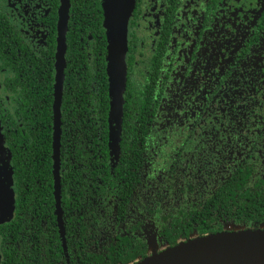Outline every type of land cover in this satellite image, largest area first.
<instances>
[{
    "label": "flooded vegetation",
    "instance_id": "1",
    "mask_svg": "<svg viewBox=\"0 0 264 264\" xmlns=\"http://www.w3.org/2000/svg\"><path fill=\"white\" fill-rule=\"evenodd\" d=\"M69 1L58 107V216L52 139L60 0H0V126L4 145L10 152L14 192L11 233L0 232V264L5 253H10L12 263L18 260L17 264H31L32 256H45L50 233L56 246L60 245L56 252L58 264H80L82 256L93 259L117 236L137 240L139 249L133 252L129 245L123 257L128 259L133 254L130 262L135 263L148 253L204 235L195 234L171 243L176 232L174 222H182L190 212L200 211L218 187V179L207 173L223 175L245 163L264 176V101L257 100L264 95V88L259 85L263 80L253 74L246 81H238L235 75L222 79L200 73L201 67L249 71L260 61L264 64V0H134L128 21L125 78L132 45L136 47L134 67L142 74V84L153 86V92L160 93V97L146 114L148 128L134 150L137 175L113 188L110 180L125 156L120 145L124 129L120 120L119 149L115 150L114 159L108 77L105 136L95 129L98 140L106 144L105 153L99 152L100 142L93 143L94 138L89 135L94 130L85 125L91 118L99 119L95 115L99 110L95 104L98 98L89 109V104L83 106L81 99L90 93L96 97L100 94L98 80H102L103 66L100 64V69L97 60L106 42L104 29L97 21L103 12L92 5L71 6ZM82 9H85L83 18ZM208 10L218 15L211 17ZM52 19L54 24L50 23ZM166 30L164 39L168 37L169 41L162 39ZM199 41L201 45L195 51L199 58L194 62L191 56ZM163 43L169 49L156 52ZM137 47L143 49L141 53ZM33 59L36 61L32 62ZM34 68L46 74L36 75L40 84L34 82L33 76L29 77ZM43 81L51 83V88ZM235 101L243 109L248 104V111L253 105V112L242 114V110H237V116L230 121L233 129L208 128L224 110L232 115ZM124 102L125 86L121 117ZM43 103L47 105L44 113L51 118L46 125L50 130L51 182L38 173L44 167L45 157L31 149L23 155L24 159L21 154L16 159L11 152L16 146L13 135L27 125L26 119H35L37 132L45 130L46 117H37L33 112ZM27 130L22 132L24 137ZM211 158L215 166L209 164ZM19 166L22 176L35 180L41 194H35L36 189L30 187L23 208L17 212L15 202L18 192L22 193L15 178ZM123 185L120 195L116 188ZM118 195L123 197L122 205L127 204L116 210L113 202ZM218 217L225 221L221 213ZM230 225L227 224V230H239Z\"/></svg>",
    "mask_w": 264,
    "mask_h": 264
},
{
    "label": "trees",
    "instance_id": "2",
    "mask_svg": "<svg viewBox=\"0 0 264 264\" xmlns=\"http://www.w3.org/2000/svg\"><path fill=\"white\" fill-rule=\"evenodd\" d=\"M81 4V6H90L92 8H97L102 10V0H71V6L73 4ZM101 4V5H100ZM54 9V6H53ZM212 16L218 15L216 12L214 13L211 10H208ZM85 9H82V18L84 17ZM212 19V18H211ZM104 15L101 13L99 21H97L98 25H101L104 29L103 37L105 39L106 45L104 43L103 51L98 58V64L101 69V65L103 66L100 73L102 74V80H98L100 83L99 86V95L92 96L91 93L89 95H83L81 99L83 100L82 105L84 103L89 104L88 109L90 108L91 104H94V100L98 98L95 104L99 105L98 114H95L99 117V119L91 118L89 121H85V125L89 127V130H94L90 132V136L94 138L93 143L100 142L99 144V152L102 154L106 152V144L98 140L97 135L98 133L95 132L96 130H100L102 134L105 136L106 131V118H107V70H106V54H107V37H106V30L103 26ZM51 24H54V20H50ZM102 33V30H101ZM168 33V30L162 35V39L165 41H169L168 37L164 39V36ZM200 38V36H197ZM201 40V38H200ZM182 44L180 42L179 46ZM201 45V42H197L194 47L192 53V60L194 62L198 61L199 54H196L195 51L198 49V46ZM137 47V51L140 53L143 49ZM169 49L168 45H164L161 47L160 44L155 50L158 53L167 51ZM136 51V47L129 45V55L127 59V76L125 78V102L123 107V115L121 117V127L124 129L121 134V149L124 152L125 156L123 157L122 164L119 168H115L114 175L109 185L113 188L116 184L122 185V183H126V179L131 181L137 175L138 171V163L134 160V150L138 147L139 142H141V135L143 132L146 131L148 128L145 123H147L146 114L149 111V108L153 105L154 108V101L160 97V93H154V87L149 86L146 83L142 84L141 76L142 74L138 73V70L134 67V52ZM154 52V51H153ZM51 52H48L47 55L50 56ZM83 51L81 52V55ZM84 59V57H82ZM36 61L35 59L32 60ZM202 63H205L202 61ZM258 66H252L251 70L244 71L239 70L236 68H225L218 70L215 66L209 67H201L200 73L206 72L208 75L213 77H233L237 78L238 81H246L250 74L254 76L258 75L259 79L263 80V82H259V85L264 88V64L260 61ZM101 64V65H100ZM208 70L206 71V69ZM28 69V68H27ZM224 70L222 74L219 75V72ZM137 72V73H136ZM46 75L42 72L41 69H32L30 76L35 78L34 82H37L36 75ZM257 79V80H259ZM44 85H49L51 88V83L44 82ZM146 87L148 90H145ZM143 88V89H141ZM90 90L91 87L88 86ZM35 96V95H34ZM264 101V95L258 96L259 100ZM240 102H236L232 105V115L227 113V109L224 110L220 116L219 114L215 116L209 124L208 128H213L216 131L220 129H233V124H230L237 115V110H242V114L245 113H252L253 112V105L252 110L248 111L246 104L244 109L242 105L238 104ZM158 104L155 105V107ZM46 104L43 103L37 106L33 112L37 113V117L43 116L45 130H40L37 132L34 128L35 119L30 117L26 119L24 122H27V125L22 126L21 128L17 129V133L14 136L13 142L16 143V146L12 147L11 152L14 154L16 159L18 154H21L22 158L24 159L23 155L28 153L31 149H33L38 156L45 157L44 158V167L38 172L40 175L47 176L48 181L51 182L50 179V152H51V144H50V130L46 126L47 123H50L51 118L45 112ZM125 106L126 109H125ZM229 109V108H228ZM257 112H262L256 109ZM32 112V113H33ZM131 113V114H130ZM130 114L129 121L127 119L128 115ZM93 117V115H92ZM240 121V120H239ZM136 123H138V127H136ZM30 127V128H29ZM32 127V128H31ZM25 137L23 136V130H26ZM141 132L137 133V130ZM218 133V132H217ZM7 138H9V133L7 134ZM74 148V147H70ZM9 152V151H8ZM10 153V152H9ZM221 154V153H219ZM219 158V157H218ZM41 163V162H39ZM209 164L215 166L216 162L212 163V158L209 160ZM206 167H210L207 165H203ZM22 168L19 166L15 172V178L17 182V186H19V190L25 195H21L22 193L18 192V198L15 202L16 211L20 208H23V203L26 202L27 198L25 199L26 195L30 194V187H34L35 194H41V190L34 182L33 179H28L25 176H22L21 170ZM207 171V170H206ZM210 177H216L218 179V187H216L213 192H211L210 196L204 201L203 208L200 211L190 212L189 217L183 219L182 222L176 220L174 225H176V232L171 237V243H176L179 240H183L190 237H193L195 234L201 235L210 232H220L227 230V224L230 223L231 228L235 229H260L264 228V176L260 172L257 171L252 165L241 163L234 168H231L227 173L223 174L218 173H207ZM109 175V174H108ZM222 175L218 178V176ZM110 176V175H109ZM124 181V182H123ZM212 185V183H209ZM215 185V184H214ZM104 188H102L103 190ZM116 191H120V195L123 192V186H117ZM114 191V192H116ZM118 195L116 200L113 202L116 204V210L120 208H125L126 204L123 206V197ZM39 205V202H38ZM218 213H221L224 216L223 220L220 221L218 217ZM12 218V217H11ZM11 218L8 221H5L0 224V232H5L6 234H10L9 231L10 224L12 223ZM193 231L195 233L191 234ZM117 236L114 242H110L109 245L104 247L102 254L97 253L94 255V258H85L81 257L80 264H130V260L134 257L133 254H130V258L125 259L123 258L129 249L135 252L139 249V245L137 240L133 237L129 236ZM123 239V240H121ZM27 250H30L28 246H25ZM47 250L45 251V256L39 254L37 257L32 256L31 264H58V255L56 252H59L60 245L56 246V242L51 237V233L48 235L47 243H46ZM141 248V247H140ZM152 252V251H151ZM130 253V251H129ZM150 255L149 253L146 254L145 257ZM144 257V258H145ZM143 259V258H142ZM12 256L10 253H5L1 264H17L18 260L12 263ZM133 264V263H131Z\"/></svg>",
    "mask_w": 264,
    "mask_h": 264
},
{
    "label": "water",
    "instance_id": "3",
    "mask_svg": "<svg viewBox=\"0 0 264 264\" xmlns=\"http://www.w3.org/2000/svg\"><path fill=\"white\" fill-rule=\"evenodd\" d=\"M69 0H60L57 22V52L56 76L54 84L53 102V176L57 213L59 216V103L63 76V51L65 49L64 32L68 18ZM134 7V0H105L102 2L103 26L107 37L106 70L109 82V94L112 108L120 112L123 103V90L126 75V52L128 21ZM120 133V127H119ZM119 140V136L117 138ZM118 140L115 145L119 149ZM5 164L0 165V224L12 217L14 196L10 188L11 169L9 166V152L4 147L0 126V153ZM1 157V158H3ZM7 183H3V179ZM9 215V218L7 216ZM133 264H264V229H240L208 233L178 242Z\"/></svg>",
    "mask_w": 264,
    "mask_h": 264
},
{
    "label": "rangeland",
    "instance_id": "4",
    "mask_svg": "<svg viewBox=\"0 0 264 264\" xmlns=\"http://www.w3.org/2000/svg\"><path fill=\"white\" fill-rule=\"evenodd\" d=\"M103 4L105 2V0H102ZM109 120H110V117H109ZM111 123H112V129H111V136H112V149H113V158L115 159L116 157V153H115V150H117V146H116V149H115V145L117 143V138L119 136V127H120V112L117 110H114L112 108V112H111ZM2 139H3V136H2ZM5 147V145H4ZM2 155V152L0 153V165H4L5 164V161H4V157ZM10 166V165H9ZM11 179H12V176H11ZM3 183H7V180L4 178L3 179ZM10 188L12 189V192H13V187H12V181L10 183ZM13 196H14V192H13ZM14 205V204H13ZM7 218H9V215L7 216Z\"/></svg>",
    "mask_w": 264,
    "mask_h": 264
}]
</instances>
